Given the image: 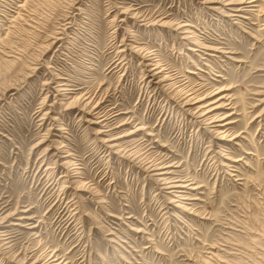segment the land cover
<instances>
[{
  "label": "rangeland",
  "instance_id": "rangeland-1",
  "mask_svg": "<svg viewBox=\"0 0 264 264\" xmlns=\"http://www.w3.org/2000/svg\"><path fill=\"white\" fill-rule=\"evenodd\" d=\"M205 1L0 0V264H264V0Z\"/></svg>",
  "mask_w": 264,
  "mask_h": 264
},
{
  "label": "bare ground",
  "instance_id": "bare-ground-1",
  "mask_svg": "<svg viewBox=\"0 0 264 264\" xmlns=\"http://www.w3.org/2000/svg\"><path fill=\"white\" fill-rule=\"evenodd\" d=\"M215 0H206L204 3L205 4H209V3H212L214 2ZM226 4H224V6H232L233 8L230 10L232 12H238V13H241L239 16H236V17H239V18H242L243 14H245L243 12V9L240 5H242L243 3L241 2H233L231 0H226ZM253 3V2H251ZM229 9V8H228ZM229 11V10H228ZM246 11V10H244ZM223 13V12H222ZM247 15V14H245ZM230 17V16H229ZM236 19V18H235ZM244 19V18H243ZM239 20V19H238ZM237 22V21H236ZM239 22V21H238ZM181 27V26H180ZM178 28V26H177ZM184 30V29H183ZM182 33H187L186 31L185 32H182ZM160 72V71H159ZM184 95V94H183ZM191 97L190 98H193V99H196L197 97H192V95H190ZM207 97V96H206ZM187 99V98H186ZM193 99H189L187 100L189 103H191L190 101H192ZM204 99V98H203ZM220 99H223V98H220ZM220 99L219 100H215V101H212V102H207L205 104H202L200 105L199 103V106L195 107V110L196 112L194 113L195 116L197 118H199L200 120V123L202 122L203 124L205 123H208V124H211V123H215V122H219L220 120L217 118V116H214L215 114V111H217L219 108L222 107V104H220ZM196 102H198L197 100H194ZM200 101H203L202 100V97H200ZM204 102V101H203ZM193 103V102H192ZM195 104V103H194ZM186 105V104H184ZM188 105V104H187ZM191 110V109H190ZM189 111V110H188ZM190 115V114H189ZM197 120V119H196ZM224 125H227V124H224ZM208 127V126H206ZM223 128V127H222ZM221 129V128H220ZM219 129V130H220ZM222 130V129H221ZM135 131H139V129L135 130ZM134 131V132H135ZM134 132H131L130 134L134 133ZM220 132V131H219ZM128 134V135H130ZM227 135V133H225ZM220 135V134H219ZM127 136V135H126ZM229 137V136H228ZM218 138V137H217ZM111 142V141H110ZM121 145V144H120ZM131 154V153H130ZM132 155H135V154H132ZM135 157V156H134ZM149 159V158H148ZM146 160V159H145ZM157 160V159H156ZM159 161V160H157ZM150 162V161H149ZM154 162V161H153ZM150 163L148 167L146 166H142V168H144V171L145 172H152L153 173V177L155 178L154 180L156 181V183H159L161 185H163V189H171L172 188H184V184L181 185L179 184L180 181L177 179V180H172L173 178L170 177V175H172V172L170 171V167H172L171 165H164L165 163ZM142 165V163H141ZM173 176V175H172ZM177 176V175H176ZM62 177V176H61ZM184 182V181H183ZM187 186V185H186ZM186 188V187H185ZM170 193V192H169ZM170 203V202H169ZM17 225V224H16ZM3 235V234H2ZM52 260V259H51ZM54 260V259H53ZM55 261H51L49 262V264H54ZM59 263V262H58ZM64 264V263H62Z\"/></svg>",
  "mask_w": 264,
  "mask_h": 264
}]
</instances>
